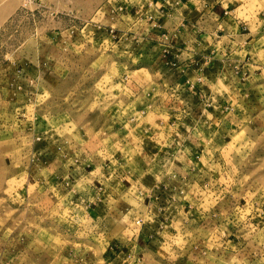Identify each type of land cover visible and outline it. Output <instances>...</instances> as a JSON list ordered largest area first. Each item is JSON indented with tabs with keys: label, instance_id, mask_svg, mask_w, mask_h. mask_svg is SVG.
I'll use <instances>...</instances> for the list:
<instances>
[{
	"label": "rangeland",
	"instance_id": "1",
	"mask_svg": "<svg viewBox=\"0 0 264 264\" xmlns=\"http://www.w3.org/2000/svg\"><path fill=\"white\" fill-rule=\"evenodd\" d=\"M239 1L200 99L148 0H0V264H264V0Z\"/></svg>",
	"mask_w": 264,
	"mask_h": 264
},
{
	"label": "crops",
	"instance_id": "2",
	"mask_svg": "<svg viewBox=\"0 0 264 264\" xmlns=\"http://www.w3.org/2000/svg\"><path fill=\"white\" fill-rule=\"evenodd\" d=\"M145 5L136 7L135 14L158 24L155 36L163 51L168 52L169 64L178 66L183 84L200 99L205 73L217 54L232 56L251 36L247 23L237 14L239 0H148ZM221 38L226 41L223 46L217 45V50ZM193 143L197 147L199 141ZM163 189L160 187L157 193L169 191Z\"/></svg>",
	"mask_w": 264,
	"mask_h": 264
}]
</instances>
